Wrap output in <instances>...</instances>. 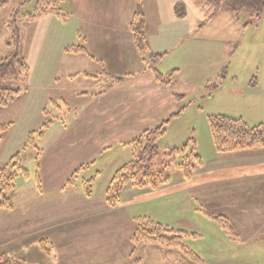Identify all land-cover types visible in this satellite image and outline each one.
I'll return each instance as SVG.
<instances>
[{
    "label": "crops",
    "instance_id": "1",
    "mask_svg": "<svg viewBox=\"0 0 264 264\" xmlns=\"http://www.w3.org/2000/svg\"><path fill=\"white\" fill-rule=\"evenodd\" d=\"M190 1L192 4L195 2L142 0L139 4L137 0H64L61 15L48 13L26 21V59L23 56L21 58L29 66V76L27 90L18 99L24 97L39 104L41 115L47 121L52 120L53 109L60 118H65L61 120L54 116L53 120H61L65 124L63 133L67 135L68 142L75 146L72 149L77 159L75 165L63 173L64 178H59L63 172L62 166L54 165L52 168L43 159V190L51 186L64 188L70 184L71 177L81 166L88 165L83 172L92 168L110 148L115 150L116 144L128 146L144 131L156 128L180 109L176 97L185 98V95L175 90L178 87L175 77L179 69L168 74L160 71L170 77L172 84H159L136 46L131 24L137 12L144 14L147 54H163V61L192 32L188 18ZM148 9L153 10L157 17L151 34H146ZM73 47L85 49L87 53L69 52ZM223 87L216 95L219 104L224 106L212 114L241 118L251 125L264 124V82L251 84L250 81L246 85L236 82L225 90ZM208 88H211L210 84ZM66 117H69V121ZM67 122L72 125L68 127ZM209 149V157L197 150L203 164L190 180L185 179L181 173L177 174V181L171 178L169 184L159 189L137 190L142 191L141 196L142 193L149 196L138 199L162 202L163 198H174L173 210L185 213L191 220L187 223L191 228L199 230V225L210 226L211 221L229 235L207 212L229 221L237 234V239L229 235L235 243L249 240L258 242V239L264 237V148L227 154L218 153L212 144ZM125 151L129 150L125 148ZM62 154L61 151L57 152L59 158L63 157ZM131 159L132 151H129V158L114 157L109 184L116 172ZM43 190L38 191L39 194ZM79 197L68 198L71 201L67 205L72 207L78 218L87 212L83 209L85 206L90 207L91 199L94 198L93 195L87 197L84 192ZM50 199L52 208L49 209L54 211L56 218L63 208V199L59 196ZM128 199L136 200L132 196ZM43 200L39 198L28 206L30 220L45 217L43 211L47 208ZM38 202L42 209L38 207ZM122 204L113 209H125ZM40 241L37 242L38 246ZM63 250L68 251V248L65 246ZM191 251L203 261L199 254ZM65 263L115 262H87L76 257ZM122 264L144 262L133 259L132 254Z\"/></svg>",
    "mask_w": 264,
    "mask_h": 264
},
{
    "label": "rangeland",
    "instance_id": "2",
    "mask_svg": "<svg viewBox=\"0 0 264 264\" xmlns=\"http://www.w3.org/2000/svg\"><path fill=\"white\" fill-rule=\"evenodd\" d=\"M37 2L38 0H7L1 7L0 62L15 53V50L4 44L11 38L10 29L21 30L22 46L19 45L16 52L26 59L24 38L27 20L23 16L33 13ZM223 6L222 2L202 0L192 4L190 1L188 18L192 32L159 65L163 74L179 69L175 77L178 82L175 90L185 95L179 103L180 109L187 106L179 118L169 124L165 137L160 140L161 155L185 144H189L190 150L193 147L190 140L194 139L197 150L209 157L210 144L214 148L209 117L216 115L212 113H217L214 111L224 106L219 104V97L216 95L221 86L225 90L236 82L246 85L253 78L256 83L264 82V12L258 15L242 10L234 15ZM155 14L157 15L156 12ZM156 18L154 11L148 9L146 34L153 32ZM209 84L211 88H208ZM7 85L16 88L20 86L0 82V86ZM40 109L39 104L24 97L17 99L7 109H0V122L14 124L0 142V163L5 165L20 153L24 167L30 172L29 179L22 176L16 179L15 189L11 194L15 209L0 210V256L6 255L29 264H66V260L76 257L87 262L96 260L109 263L112 260L114 264H122L132 254L133 259H141L144 264H264V237L258 239V242L249 240L235 243L211 221L210 226L203 224L198 226L199 230L193 229L187 224L191 220L185 213L173 210L174 198H163L162 202L139 200L138 198L149 196H144L143 193L141 196L142 191L131 186L125 190L121 201L125 209L108 207L106 198L103 197L110 181L114 157L129 158V146L116 144V149L110 148L95 166L85 172L83 170L74 184H68L64 188L51 186L44 190L42 184L43 192L39 194L35 181L37 149L25 148V144L31 131L40 130L47 123ZM53 113L55 117H59L55 109ZM62 118L59 117L61 120ZM66 119L69 121V117ZM61 120H53L49 128L43 131V136H34L33 143L43 151L41 168L43 159L52 168L60 165L63 172L59 178H64L63 173L71 169L77 159L76 152L72 149L75 146L68 142L67 135L63 133L65 124ZM67 125L69 127L72 124L67 122ZM125 148L129 151H125ZM58 151L63 153V157L57 156ZM177 174L180 172L173 169L172 180L177 181ZM93 178L94 198L91 199L90 207H84L83 211L87 212H83L78 218L72 207L67 206L71 201L68 198L83 196V183ZM57 196L63 199V208L55 218L54 211L49 209L52 208L49 202L50 198ZM131 196L136 200L128 199ZM39 198H45V217L30 220L28 206ZM38 207L42 209L39 202ZM47 216L50 219H46ZM141 217H147L177 232L188 233L189 236L182 240L183 245L194 250L203 261L193 262L179 248L149 243L135 247L131 238L136 229V219ZM42 238L50 243L47 244L50 247L49 253L39 249L37 242ZM65 246L68 251H61Z\"/></svg>",
    "mask_w": 264,
    "mask_h": 264
},
{
    "label": "trees",
    "instance_id": "3",
    "mask_svg": "<svg viewBox=\"0 0 264 264\" xmlns=\"http://www.w3.org/2000/svg\"><path fill=\"white\" fill-rule=\"evenodd\" d=\"M7 0H0V9ZM140 4L142 0H137ZM200 2L202 0H193ZM222 2L227 10L237 15L242 10L252 11L258 15L264 12V0H207ZM64 0H38L33 13L23 16L24 20H34L37 17L48 13L61 15V8ZM183 8V6H182ZM180 10V8H178ZM146 19L143 13L137 12L131 24V30L134 36L136 46L143 56L148 69L152 72L155 80L161 85H170L172 81L169 76L163 75L159 70V65L164 57L163 54L148 55V45L144 34ZM11 38L7 39L6 46L15 50L9 58L0 62V82L20 85L19 87L0 86V109L9 107L26 90L29 76V66L16 52L20 45L21 30L10 29ZM69 52L87 53L85 49L70 48ZM255 78L251 81L254 84ZM184 97L177 96L180 103ZM182 107L175 114L164 120L156 128L144 131L139 137L130 142L128 146L132 151V159L129 163L119 169L111 180L105 195L106 204L110 208H115L121 203L124 191L128 187H137L138 189L156 190L170 183L173 169L179 171L183 177L190 180L195 171L202 166L203 159L197 152L195 140L191 139L193 147L189 150V144L181 148L170 149L161 155L159 142L166 133L169 124L185 110ZM53 119L43 124L40 130L32 131L27 139L25 148L34 147L37 149L36 175L35 181L37 189L42 191L41 178V158L42 149L34 143V136L39 134L43 136V131L48 129ZM210 129L214 140V145L218 153H236L239 151L264 148V124L250 125L241 118H234L227 115H211L209 117ZM13 123L0 122V142L3 135L12 127ZM88 166V165H87ZM85 169L81 166L75 171L70 179L73 184L77 176ZM22 176L25 179L30 178V172L23 165L21 154L15 155L10 162L5 165L0 163V210H13L14 203L11 194L15 189L17 177ZM93 182L85 181L83 183L84 193L87 197L93 195ZM212 219L219 222L233 239H237V234L227 219L214 217L207 212ZM189 234L182 231L169 229L161 224L154 222L147 217L136 219V229L131 238L135 247L142 243L161 245L168 248H179L190 259L195 262H201V259L185 245L183 238ZM47 239L39 242V249L42 252L49 253ZM0 264H29L24 260L9 258L6 255L0 256Z\"/></svg>",
    "mask_w": 264,
    "mask_h": 264
}]
</instances>
